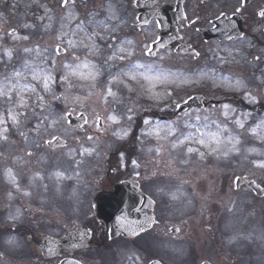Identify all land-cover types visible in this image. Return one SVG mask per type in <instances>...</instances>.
<instances>
[{
    "label": "rangeland",
    "instance_id": "rangeland-1",
    "mask_svg": "<svg viewBox=\"0 0 264 264\" xmlns=\"http://www.w3.org/2000/svg\"><path fill=\"white\" fill-rule=\"evenodd\" d=\"M97 1L98 3L95 0H75L74 5H69L68 9H64L60 6L61 0H0V30L5 33L3 39L0 40V55L3 53V47L12 48L17 44L32 46L38 43L41 47H49L51 51L54 36L44 32L39 20V17L45 14V6L53 10L51 14L55 15L57 24L60 17L69 10L77 12L80 18L81 14L98 13L97 19H103L109 15V5L112 9L115 8V0ZM25 24L36 25V28L26 29L23 27ZM12 28H15L20 35L31 33L30 41H13L6 35ZM104 48V55H107L106 43H104ZM212 50L215 51V55L212 54ZM212 50L208 52L209 55L212 54L208 59L194 63L180 61V67L184 69L188 65L198 82L190 84L187 86V92L180 91L177 96L182 98L186 93H201L213 99L228 98V104H234L232 106L238 110V113L239 111L253 112V119L249 120L245 130L241 131L231 123L228 125L241 136L243 141L241 154L239 156L234 154L228 159L208 156L204 160L193 155L190 162L185 165L180 163L184 158L182 150L172 151L167 142L162 141L165 148L162 155L158 157L162 160L164 170L168 167L167 161L174 159L175 163L172 167H176L178 171L164 178L163 191H161V197L158 198L160 207L157 215L160 224L136 240L116 238L105 243L102 249L95 248V250L84 252L83 259L86 264H148L151 259L155 258H159L165 264H201L203 261H208L210 264H264V197L254 195L244 186L235 190L233 185L235 177L247 174L264 187V169L254 167L251 163L253 160L264 159V156L246 151L252 147L264 151V144L255 140L247 132V127L253 124L256 118L264 116V48L254 47L246 52L233 53L231 56H228L225 53L226 49L222 47L212 48ZM80 54L83 55V53ZM18 56H23V53L17 48L13 63H17L16 57ZM256 56H260L259 61L254 59ZM92 59H95L97 63H102L103 57ZM0 66L3 67V65ZM4 66L5 68L10 67V65ZM259 68L263 69L261 72L263 75L258 74L257 69ZM201 72H207L209 75L200 77ZM226 77L232 78V86H234L235 79L244 81L247 89L257 95L261 103L248 104L243 99V91L234 92L229 89L230 81L224 79ZM133 87L137 86L133 85ZM132 95L138 114L151 108L161 111L160 107H163V105L157 107L153 102L148 101L146 96L139 95L138 87L137 92H133ZM234 96H238L239 100L234 99ZM241 101L244 102L243 107H241ZM54 107L59 109L63 106L57 103ZM93 107L102 111V105L99 102L91 101L84 108L76 107V109H81L89 119H93ZM111 107L119 111L123 106L111 105ZM168 110L170 108L165 111ZM37 112L43 115L39 109ZM192 113L193 116L207 114L213 119L224 120L220 109ZM134 119H137L136 115ZM36 123H38V117L30 116L21 129L27 133L28 142H25L14 128L9 133L11 139L13 133L17 132L12 140L13 146L12 143L0 142V153H2L0 155V178L2 177L0 195L3 196L4 204L16 202L15 205L19 206L21 215L31 212L30 214H33L35 219H40L42 216L52 221L62 218L65 220L68 213L63 211L62 202L67 190H72L69 184L81 180L79 183L82 185L75 183L76 188L72 190L73 193L76 190L84 193L94 191L104 179L105 174L101 168L106 159V153L112 150H107L104 146L99 147L89 141L74 144L76 140L73 136H76V132L69 130L64 123L49 127L47 131H42L37 136L34 132ZM45 123L47 124V121ZM53 135H62L66 140L71 139L72 144L50 151L44 146L43 141L51 139ZM33 141H38L39 146H35ZM81 145L95 148V151L92 155L80 156ZM69 148L77 149L73 159H69L66 155ZM36 150L39 156L25 154ZM152 152L149 153L150 156L154 155V150ZM18 157L20 159H17ZM78 160L82 162L77 168L76 161ZM7 168L13 170L21 189L43 198L31 197L32 195L25 197L22 193L15 192L12 185L5 179L4 171ZM57 170L67 171V174L73 178L58 183L52 175ZM37 172L44 179L33 182L32 177ZM45 185H47L46 188ZM169 188H171L170 191ZM10 191L14 196L12 200H9L7 196ZM171 193H176L178 199L173 200ZM163 200H169L170 204L166 203L169 206L162 205ZM33 204H37V207H33ZM170 226L179 228L175 237L169 233L168 227Z\"/></svg>",
    "mask_w": 264,
    "mask_h": 264
},
{
    "label": "snow or ice",
    "instance_id": "snow-or-ice-1",
    "mask_svg": "<svg viewBox=\"0 0 264 264\" xmlns=\"http://www.w3.org/2000/svg\"><path fill=\"white\" fill-rule=\"evenodd\" d=\"M247 2L248 0H241V7L236 9L237 14L243 11ZM70 4L74 5L75 0H61L60 6L68 9ZM52 12V9L45 6V14L39 17L44 32L54 36L51 51H49V47H41L38 43L32 46L17 44L12 48L3 47L0 65H10V70L0 73V142L11 143L10 126L16 129L25 142H28L27 133L21 129L30 116L38 117V123L34 125V132L37 136L42 131H47L49 127H55L59 123H64L70 130L72 125L70 117L75 112L76 107L84 108L90 101L99 102L102 105V111L93 107L91 123L81 113L79 119L83 123L77 125L79 130L83 131L87 126L93 129L95 133H105L110 130L111 125H120L124 120L131 122L135 118L136 109L134 106L125 104L121 91L126 89L129 93L137 92V87H133V85L138 86L139 95L146 96L157 107L163 105L160 107L161 111L170 108L179 113L183 111L184 105H189L190 101L197 99L189 96L183 101V104L176 102L173 91L169 90V87L179 88L185 84L196 83L198 80H193L179 71L173 72L155 64L140 63L133 59L136 50L132 40L117 42L114 34L119 25L113 24L111 21L114 18L118 19V17L115 16V10L111 8V5L108 6L109 15L103 19H97L98 13H89L86 20L80 19L77 12L69 10L60 17L57 24L56 17L51 14ZM257 15L264 18V9L260 10ZM220 18L229 21L224 25L226 31L235 27V24L231 22V17H228L227 14L221 13V17L218 19ZM23 27L35 29L36 25L25 24ZM3 35L5 33L0 30V40L3 39ZM6 35L17 42H29L31 39V33L20 35L15 28L10 29ZM228 38L232 39V36L229 35ZM237 38L243 39L242 36ZM101 42L107 44V55H104V43ZM154 46L163 47V44L158 39L153 41L152 45H144L145 54L152 55ZM17 48L23 53V56L16 57L18 66L17 63H13ZM196 55L198 56L199 53ZM99 57H103L102 63H97L95 59H92ZM254 59L259 61L260 56H256ZM121 64L124 67H119ZM208 75L207 72L200 73V77H207ZM224 79L230 81V90L243 91V99L248 104L261 103V99L247 89L244 81L235 79L234 86H232V78L226 77ZM158 86L163 87L164 90L157 91ZM58 87L62 91H57ZM57 103L63 107L59 109L54 107ZM111 105H122L123 107L118 111ZM37 109L43 115H40ZM220 112L224 118L223 121L218 118L213 119L207 114L193 116L191 111H184L182 116L178 114L175 120L166 124L144 119L143 123L148 126V131L142 134L154 135L158 141L167 142L172 151L179 152L182 150L184 158L180 163L185 165L190 162L193 155L198 156L200 160H204L208 156H215L217 159H228L234 154L239 156L243 141L241 136L228 125L231 123L235 128L241 131L245 130L249 120L253 119V112L239 111L238 113V110L228 103L221 105ZM247 132L255 140L264 144V116L256 118L255 122L247 127ZM130 133V125L112 131V135L121 140L126 139ZM86 138L88 141L99 139L97 135H87ZM73 139L77 138L73 136ZM44 143L49 147L56 145L68 147L66 141L55 135L51 139L45 140ZM33 144L39 146L38 141H33ZM164 148V144H158L155 149H150V151L154 150L157 156H160ZM94 151L95 148L81 145L79 155H92ZM246 151L264 156V151L255 147L248 148ZM76 152L77 149L69 148L66 155L69 159H73ZM25 154L32 155L31 152ZM121 158L123 159V153ZM81 162L76 161L77 168ZM174 163V159H170L167 161V166L172 167ZM251 163L254 167L264 169V159L253 160ZM133 165L139 167L136 161H133ZM52 175L58 183L73 178L67 174V171L62 170H57ZM76 175L78 176L79 173L77 172ZM4 176L15 192L22 193L25 197L32 195L30 191L20 188L17 177L11 168L5 169ZM43 179L44 177L39 172L32 177L33 182ZM244 179V177L235 178L234 184L237 190L240 187V182ZM250 185H254L256 189L264 192V189H260V185L255 184L254 181L250 182ZM44 187L46 188L47 185ZM7 196L9 200L14 198L11 191L8 192ZM171 197L173 200L178 199L176 193H171ZM151 202L154 203V201ZM229 210L231 211V209ZM132 211L140 212L141 209L134 206ZM20 215L18 209L16 214L9 218L17 221L20 219ZM116 219L121 225L126 222L129 224L138 223L129 220L127 214ZM153 219L150 218L149 223L153 222ZM146 230V227L131 228L130 234L139 235ZM177 231L179 230L177 229ZM80 235L83 236L85 233ZM13 242L12 240L9 241V243ZM53 243L56 242L49 241V244ZM48 251L51 253L54 249L49 247ZM62 264L65 262L62 261ZM67 264H79V261H67ZM153 264H160V262L156 260L153 261Z\"/></svg>",
    "mask_w": 264,
    "mask_h": 264
},
{
    "label": "flooded vegetation",
    "instance_id": "flooded-vegetation-1",
    "mask_svg": "<svg viewBox=\"0 0 264 264\" xmlns=\"http://www.w3.org/2000/svg\"><path fill=\"white\" fill-rule=\"evenodd\" d=\"M114 5L115 16L111 23L118 24L119 28L114 34L117 42L121 40H132L136 50L134 60L140 63L155 64L166 70L173 72L180 71V61L198 62L208 59L215 51L212 48L222 47L226 49V54L231 56L239 51L246 52L254 47L264 48V18L257 13L264 9V0H248L243 7V11L236 13V9L241 7V0H119ZM98 3L97 0H95ZM221 13L231 17V22L235 24L229 32L225 30L224 25L228 20L221 17ZM88 15L83 17L84 20ZM147 21V23H145ZM195 21V23H193ZM219 26L226 32V37L230 33H242L243 39L233 37L229 40H220L214 28ZM165 37L163 47L154 46L153 54L146 55L144 45H152V42L159 37ZM181 44L186 46L185 54L174 50V46ZM241 44V46H240ZM229 49V50H228ZM212 54L209 55V51ZM196 53H199L197 56ZM163 57V59H161ZM233 58V57H232ZM119 67H124L123 64ZM184 70L189 71L188 65ZM183 68V67H182ZM164 69V68H163ZM262 68L257 69L258 74ZM142 83H145L142 81ZM136 86V85H135ZM138 87V86H137ZM62 91L61 88L57 89ZM133 93L126 89L121 91L126 105L134 106ZM179 99V98H178ZM129 102V103H128ZM137 119L131 122H124L121 126H113L105 133H95L93 129L86 126L85 130H76V141L74 144H80L87 140V135H97L99 137L94 142L97 146H104L112 152L106 153V159L102 165L104 179L93 192L76 190H67L64 194L63 211L68 216L63 220L52 221L51 219H35L33 214L25 213L20 215L17 221L9 217L15 215L19 209L16 202L4 204L3 196L0 195V264H59L61 261L71 257L77 261H83L85 250L78 249L70 252L67 249L56 247L49 244L47 235L55 238L61 237L66 231L72 230L78 226H85L90 229H97V222L91 216L92 200L98 191L112 190L121 182L134 181L139 190L155 200V212L158 213L164 178L178 171L176 167L162 166V160L154 155L150 149H155L161 144L154 135L148 136L142 133L148 131V126L143 125L145 116H152L151 119L158 117V111L149 109L146 113L138 115V109L135 107ZM80 112L78 109L74 113ZM91 123L92 119H88ZM175 120V119H174ZM164 121V120H163ZM172 121L171 119L166 122ZM131 127V133L126 139H118L112 135V131L119 130L121 127ZM13 128L10 127V130ZM10 141L13 146L14 134ZM72 144L69 140L68 145ZM164 152V151H163ZM123 153V159L121 154ZM136 161L139 167L133 165ZM159 161V163H157ZM139 173V176H137ZM155 173V175H153ZM171 189H169L170 191ZM31 197H40L32 195ZM36 203V202H35ZM162 205L170 204L169 200H163ZM37 204H33V207ZM20 211V210H19ZM33 211V210H32ZM103 234H93L96 239L95 246H99V241L104 243ZM40 240L42 246L35 243ZM14 241L9 243V241ZM93 246V247H95ZM54 249L49 253L48 248Z\"/></svg>",
    "mask_w": 264,
    "mask_h": 264
},
{
    "label": "water",
    "instance_id": "water-1",
    "mask_svg": "<svg viewBox=\"0 0 264 264\" xmlns=\"http://www.w3.org/2000/svg\"><path fill=\"white\" fill-rule=\"evenodd\" d=\"M248 186L252 188L257 195H264V192L256 189L254 185H250V182L248 183ZM260 189L263 188L260 187ZM119 190L120 188L115 192L104 194L101 193L98 195L96 200V215L101 225H103L108 231L110 238L115 237L118 234H123L125 237L133 238L136 235L130 234L131 228L146 227L148 230L152 227L153 223L155 222L153 219V222L149 223V219L154 218L152 214V208H150L144 197H138V199L127 196L123 193V191ZM134 206L140 208L141 211H132ZM124 214H127L129 220L136 221L138 223L129 224L126 222L121 225L117 222L116 218ZM171 230L172 232H177V228H172ZM150 264H153V261ZM203 264L209 263L204 262Z\"/></svg>",
    "mask_w": 264,
    "mask_h": 264
}]
</instances>
